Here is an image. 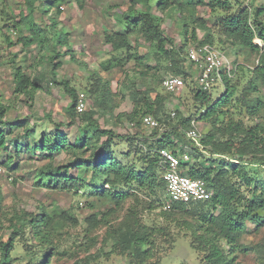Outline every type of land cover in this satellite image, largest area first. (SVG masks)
Returning a JSON list of instances; mask_svg holds the SVG:
<instances>
[{"label":"trees","instance_id":"obj_1","mask_svg":"<svg viewBox=\"0 0 264 264\" xmlns=\"http://www.w3.org/2000/svg\"><path fill=\"white\" fill-rule=\"evenodd\" d=\"M63 3L24 0V7L16 15L1 10L7 15L2 29L11 49L13 78L8 97L0 85V150L9 149V136L14 137L17 153L25 148L20 134L31 137L36 123L29 115L8 116L17 101H33L52 77L70 97L68 119L57 122L45 113L51 132L26 150H40L47 159L36 168L37 186L89 195L85 206L94 209L110 204L106 211L98 210L86 218L85 241L79 245L85 247L84 251L101 241L97 233L105 229L102 242L111 241V252L125 255L128 264H161L165 243L174 246L181 234L200 254V264H264V170L253 167L264 164V4L254 0H157L156 4L153 0H128L127 8L118 16L120 26L101 33L102 43L111 46L110 56L95 69L86 61H78L87 67L85 90L93 101L91 108L80 112V89L71 79L59 76L62 58L78 60L71 32L59 19ZM199 8L206 9L210 19L200 14ZM165 17L179 23L180 43L174 33L166 31ZM11 32L16 39H11ZM143 43L148 45L146 53L140 51ZM197 43L244 50L256 55L257 62L246 68L250 75L245 83L239 64L238 75L226 78L217 98L211 91L194 88L193 108L188 113L177 112V121L173 122L166 105L170 95L159 90L163 80L160 70L180 75L185 81L195 75L193 63L191 67L186 64L188 47ZM17 45L21 48L12 51ZM33 45L39 52L29 73L31 67L20 62L19 56ZM45 63L50 66V74L36 73ZM114 70L123 73L116 91L104 76ZM132 73L149 78L153 86L139 90L133 109L119 113L117 119L126 118L142 126V117L152 115L166 126L164 132L153 129L154 137L143 142L135 135H121L102 126L97 118L100 111L112 114L121 105L125 100L123 89H134L135 84L129 82ZM193 119L210 126L197 140L187 133ZM74 125H78V133L71 141L63 128ZM18 130L21 133L14 136ZM118 138L130 141L128 152H115ZM163 148L189 155V160L181 161L183 171L206 181L213 192L210 199L171 202L167 196L163 201L166 182L158 152ZM133 151L141 154L142 166L132 161ZM61 153L65 158L57 163ZM12 156L4 160L8 171L19 168ZM246 163L251 164L249 169ZM166 203H171L170 209L164 208ZM154 210H159L162 220L158 224L146 218L145 212ZM67 223L76 225V215L57 205L50 208L40 203L36 211L17 204L8 207L0 188V264L24 260V264H66L65 256L77 257L71 250L60 251L61 230ZM245 236L251 241L246 242ZM89 262L84 259L82 264Z\"/></svg>","mask_w":264,"mask_h":264},{"label":"rangeland","instance_id":"obj_2","mask_svg":"<svg viewBox=\"0 0 264 264\" xmlns=\"http://www.w3.org/2000/svg\"><path fill=\"white\" fill-rule=\"evenodd\" d=\"M254 1L256 3H263L262 0ZM156 2L157 0H153L154 4H156ZM23 3L24 0H0V59L2 61L0 63V85L5 90V95L7 97L11 92V82L13 78V70L10 60L12 54L11 49L8 48L5 41L6 33L2 29V24L7 18L5 12L7 11L16 15L19 13L20 9L24 7ZM127 5L128 0H64V3L62 4L64 8L62 9L59 19H61L65 29L71 32L70 38L71 40H74L76 45V57L78 60L73 62L69 57H65V59L62 58L63 65L59 69V76L71 79L73 84L80 89L81 97L85 98L87 102V109L93 106V101L85 90L88 72L86 70L87 67H84L78 61H86L90 68L95 69L99 67V63L102 60H105L110 56L109 53L111 46L102 43L101 33L106 29H110L114 25L118 27L120 26L118 16L127 8ZM2 9H4L5 12H2ZM205 11L206 9L199 8L200 14H203L206 18L210 19ZM163 24L166 31L170 30V32L174 33L176 41L180 43L179 23L165 17ZM9 35L12 40L17 37L13 32ZM200 35L203 37L204 32L200 31ZM133 39L134 38H132V40ZM142 45L140 51L146 53L148 51V45L146 43H143ZM20 48V45L14 46L12 51H17ZM218 48L223 51L229 59L240 64L242 70L240 71V68L239 71L241 72V75H245L242 81L245 83L249 78L248 75H250L246 68H252L255 66L257 62L256 55L248 54L244 50L237 48ZM38 52L39 48L36 45H33L30 50H28V53L20 54L19 60L27 67H31L35 62ZM186 65L187 67H191L190 61H188ZM192 69L197 71L196 67L193 65ZM167 71L168 70L164 68L160 70L162 78L169 74ZM28 72H33L32 67L29 68ZM36 73L50 74V66L45 63L37 68ZM104 74V76L111 81L113 89L115 91L119 90L123 73L120 70H114L111 73ZM236 75H238V73H236L235 76ZM129 82L135 84V87L134 89L125 88L122 90V93L125 95V100L121 105L115 109L112 114L100 111L97 118L102 126L113 128L121 135H135L140 142H143L146 139L150 140L154 137V134H152L153 129L144 126H136L134 122H131L126 118L120 120L117 119L119 113L130 112L133 109L139 90H144L147 86H153V83L149 78L144 79L135 73L131 74ZM194 88H199L196 73L188 78L185 81L184 87L176 93L167 92L163 86L160 85L159 90L161 93L165 96L168 94L170 95L166 101V105L168 112L173 117V122L177 121V117L173 116L172 112L188 113L189 110L193 108ZM223 89V87L219 86L213 88L211 92L213 93V96L217 98L221 95ZM69 102L70 97L65 92L64 88L55 83L52 77L47 79L45 82V88L38 92L33 101L24 100L22 98L16 102L17 104L11 112L12 115H9L8 118H21L29 115L32 117V123L36 124L34 126V134H32L31 137L24 138L22 134H20L21 136L19 140L25 146L20 153H17L14 150L13 136H9V149L7 151L0 150V167L3 169L0 172V188L3 191L5 203L8 207L17 204L18 206L21 205L31 211H36L37 205L40 203L49 205L50 208L57 205L62 210L72 211L76 215L78 223L74 226L67 223L62 228L61 231L63 238L60 243V251H63L64 249L71 250L72 253H77V257H75V255L71 257L65 256L66 264H77L78 261H82L80 263L82 264L84 259H88V261H90L89 264H128V258L125 255L111 252V241L107 244L102 242L105 229L98 230L97 234L100 235L101 241L91 250L84 251L85 247L79 246L85 241L83 239V230L87 225L86 218L94 212H98V210H102L103 212L106 211L110 208V204H100L98 208L94 209L85 206L86 201L91 199L89 195L83 197L76 196L71 192L54 191L46 186H37L35 184L37 180L36 168L38 165L47 162V159L44 158L40 150L32 153L27 151L26 147L31 148L32 146L39 144L41 136L45 133L51 132H49L50 123L44 118L45 113H50L57 122L66 121L68 119L66 107ZM197 125L202 135L207 133L210 129L208 124L200 122L199 120H197ZM63 129L65 132H68L71 141H74L75 136L78 133V125L64 127ZM18 132L19 130L15 132L14 136L17 135ZM138 132L140 134H137ZM129 150L130 141L128 139H116L115 152L117 154L120 152L126 153ZM11 156L13 161L19 164V168L13 171H8L6 166H4V160ZM140 156V153H135L134 151L131 156L132 161L138 166L144 164V162L139 160ZM64 158L65 154L61 153L57 156L56 162L58 163ZM246 165L249 169L251 164L246 163ZM253 167L256 170H264V164H255ZM167 196L166 192L163 196V201L166 200ZM158 212L159 210L150 212L146 211V218L154 220V223L158 224L162 221L158 217ZM172 230H174V228H172ZM244 240L249 242L251 241V238L245 236ZM162 250L163 260L161 264H200V254L192 249L189 239L181 234L179 236L177 235L174 246L165 243ZM109 252L112 254H109ZM24 263L25 260L18 261V264Z\"/></svg>","mask_w":264,"mask_h":264},{"label":"built area","instance_id":"obj_3","mask_svg":"<svg viewBox=\"0 0 264 264\" xmlns=\"http://www.w3.org/2000/svg\"><path fill=\"white\" fill-rule=\"evenodd\" d=\"M251 0H248V2ZM264 4V0H262ZM258 43L262 44L261 40ZM188 61L196 67V76L199 88L204 91H211L216 87L225 86L227 79H232L238 69L239 63L229 59L223 51L210 43L192 44L187 49ZM185 85V80L180 75L168 74L162 80L163 88L170 93H176ZM87 109L85 98L80 96L78 111ZM175 116L176 112H172ZM142 126L150 129L159 128L160 132L166 131V126L161 124L152 115L142 117ZM188 135L194 139L202 136L197 125V120H192V127L188 130ZM161 165L164 168V179L166 182V192L171 202H191L204 201L212 197L213 192L208 188L206 181L202 178H193L183 171L182 160H189V155L183 153L178 155L172 150L163 148L159 151ZM0 167V172L2 171ZM165 209L171 208V203H166Z\"/></svg>","mask_w":264,"mask_h":264}]
</instances>
